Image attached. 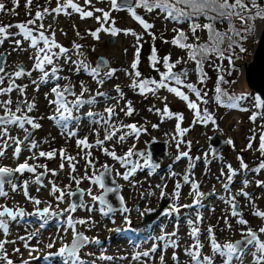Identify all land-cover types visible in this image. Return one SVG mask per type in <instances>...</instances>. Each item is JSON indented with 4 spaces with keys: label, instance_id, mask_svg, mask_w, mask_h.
<instances>
[{
    "label": "rangeland",
    "instance_id": "374dc122",
    "mask_svg": "<svg viewBox=\"0 0 264 264\" xmlns=\"http://www.w3.org/2000/svg\"><path fill=\"white\" fill-rule=\"evenodd\" d=\"M0 2L5 5V9L0 11V26L5 27L7 33L0 43V53L5 54L2 64L5 73H14L18 66L24 67L26 72H31L30 76L12 77L15 85L27 87L20 92L14 86L12 93L0 94V101L10 97V107L13 111L18 100L34 102L35 108L27 114L41 125L39 128H32L26 124L27 133L18 125H8L7 135H4L0 128V151L4 152V155H0V167L15 169L19 164L27 162L35 168L34 172L27 169L23 173L13 172L9 179L18 187L13 191L7 180L4 184L7 196H0V206L24 212L22 217L18 216L14 221L8 220L7 235L0 229V241H5L4 250L13 264H24L25 261H28V264H63L59 255L48 254L57 253L63 244L70 242L73 235L67 224L68 215H71L74 221H87L85 224H75L77 232L89 238V242L79 251L83 264H161V256L164 257L163 264H192L191 257L185 250H191L197 243V237L191 235L194 227L199 229L198 239L203 245L200 249L201 259L205 255H213L209 227L213 229L220 244L242 238V232H246L248 227L257 232L259 238L264 241V233L259 232V229L264 227V218L254 215L257 211H264V169L256 171L262 163L257 158L260 136L264 133V108L255 107L254 98L259 95L246 87L242 68L245 59L240 46L234 45L230 48L224 40L220 45L224 58L217 57V60H208L205 63L203 71L208 72L205 73L201 95L206 93L204 99L207 101L211 98L209 113L215 123H201L195 115V110L188 107L187 101L166 88L141 94L138 87L131 85L134 80L137 83L144 79L159 81L160 73L167 70L163 63L166 56H170V63L175 64L173 72L186 73V76H183L185 84L197 85L200 75L194 69L193 60L189 59L188 49L181 48L172 41L182 30L188 37L185 43L205 42L206 29H197L195 35L191 31V24L195 22L203 26V19L176 22L166 18L159 9L149 12L143 7L135 6L137 15L153 25L152 28L145 29L127 9H113L110 0H91L90 3H85V0H73L83 10L93 12L91 17L85 18H81L71 7L66 10L68 14L53 12L52 9L57 7V0H32L30 8L27 6V0H18V6L13 0ZM63 2L64 0H61V3ZM44 8H47L48 12L44 13L42 19H37L36 12H43ZM103 12L109 13L107 20L103 19ZM29 20H35V23L29 25ZM231 21L239 24L244 22L237 17H233ZM21 23L31 28L33 35L37 37L40 31L50 37L54 32L56 42L68 50L65 54L55 56L53 65H46V70L50 73L47 80H42V73L34 70V57L38 49L31 47L30 40H25L20 29L16 27ZM40 24H43V29L39 28ZM101 25L103 29L110 30L113 26L120 29L114 35L112 43L106 40L108 36L113 35L111 31L102 29L98 33L99 39L91 35L101 28ZM214 28L225 30L226 26L216 22ZM228 32L229 29H226V36ZM16 40H20L21 44L16 45ZM149 44L156 46L148 51ZM75 45H80V48L77 49ZM43 46L40 41L38 47ZM137 49H141L138 57ZM153 49L157 56L155 67L151 60ZM52 51L58 53L59 49ZM98 55L107 60V68L115 69L111 77L101 74L104 81L102 84L97 83L82 67L79 72L76 70L80 61L94 67ZM137 59V68L133 69L131 65ZM249 60L247 59V62ZM53 66L60 69L59 80L51 78ZM136 71L140 72V77L135 76ZM221 75L224 82L220 83V87L224 94L234 97L246 96V99L238 101L237 107L219 108L214 102L217 81ZM33 81L37 83L34 84ZM81 81L86 89L82 99L87 103L73 109L74 118L60 120L56 111L57 105L49 103L56 99L51 89L57 83L61 88L70 84L76 96H79L82 91ZM169 83L176 86L175 81ZM7 84L8 76L5 75L4 83L0 84V87H7ZM149 87L154 88L155 85ZM179 87L190 100L198 104L199 109L204 108V102L196 97L195 93L190 92L184 85ZM76 96L66 95L69 107H72L71 102ZM129 102L133 109L131 115L127 114ZM165 106L173 114L171 117L164 113ZM109 107L114 110L111 116L105 111ZM23 111L27 112V108ZM89 112L94 115L89 116ZM3 113L4 108L0 104V115ZM254 113L256 119L252 120ZM178 114L183 115V120L178 119ZM52 116H57V119H50ZM76 117L79 119H75ZM177 123L181 129H187L183 135L177 131ZM132 124L140 129L138 135L127 127ZM214 131L225 140V145L215 156L210 153V146L207 144L208 137ZM106 134L112 135V138L105 140ZM121 136L124 137L123 140L120 139ZM10 137L21 141L18 156L14 154L17 147L15 140ZM85 137L91 145L89 148L78 144V141ZM151 139L166 140V153L169 154L155 168L145 166L144 163L148 158L146 145ZM97 140L103 143L97 144ZM229 140L232 141L231 144L228 143ZM33 142L35 147L31 146ZM5 144L7 147H4ZM130 148L133 155L127 157L126 153ZM105 149L114 151L119 157H126L129 162L121 163L108 155ZM41 152H51L53 156H40ZM242 162L247 165L246 168L241 166ZM136 164L139 167L125 180L123 174L129 172ZM105 165L109 167L112 179L119 186L124 208L129 209L127 212L119 209L104 215L100 211V203L92 200V196H97L101 188L89 177L94 173L98 175V171ZM40 175L42 177L38 183L37 177ZM185 176L188 177L187 182ZM25 181H28V196L24 195ZM76 181H79V184ZM193 183L199 186L198 191L203 193L202 196L196 195L192 188ZM53 184L65 192L76 188L84 190V207L78 206L74 212H65L70 205L69 198L67 196L58 200L59 193L52 192ZM177 184L180 185L179 188ZM89 189L92 195H88ZM244 192L248 195H243ZM167 198L168 204L165 205L164 214L143 226L138 225L145 211L157 208L160 201ZM34 200L41 203L37 205ZM233 203L242 218L248 221L247 225L239 224L237 221L241 217L232 215ZM45 207L50 208V213L45 218L33 214L37 208L42 210ZM176 208L179 209L178 212L173 210ZM33 233L35 235H32V239H28ZM20 237H24V241H21ZM25 243L28 247H25ZM49 243L53 244L52 248L47 247ZM154 244L156 250L153 252L151 249ZM17 248L19 252L15 251ZM33 249L36 250L32 251ZM253 251L255 249L249 246L242 264H253ZM144 252L149 255L144 256ZM213 258L216 264H220L218 255ZM0 264H7V261L0 260ZM233 264L241 262L234 260Z\"/></svg>",
    "mask_w": 264,
    "mask_h": 264
},
{
    "label": "snow or ice",
    "instance_id": "6c2138e0",
    "mask_svg": "<svg viewBox=\"0 0 264 264\" xmlns=\"http://www.w3.org/2000/svg\"><path fill=\"white\" fill-rule=\"evenodd\" d=\"M91 0H85V3H90ZM111 2V7L113 9L119 10L122 5L118 3V0H110ZM13 3L18 6V0H13ZM32 3V0H27V6L30 8ZM123 5L127 7V11L132 15L134 19H136L145 29L152 28L153 25L147 23L144 19H142L139 15H137V12L135 8L132 6L131 0H123ZM135 5L136 7H143L147 11L151 12L154 9H159L161 12L166 13V18H170L174 21L177 22H184V21H194L195 19H198L201 15L204 16L209 23L203 24L201 26L199 23L193 22L191 24V31L193 35H195L197 29H200L203 27V29H206L208 31V40L209 43L207 44H189V43H183L182 41H186L188 37L186 34L181 30L178 33V36L173 39L172 43L178 45L181 48L188 49V56L189 59L194 60L196 62L197 66V71L200 73V81L203 82L205 79V74L203 73L202 70V63L203 60L207 58V56L210 53H215L220 59L224 58V54L221 51L220 44L223 41V34L220 32H217L214 28V22L217 20L223 21L227 19L229 23L231 24V20L233 17L239 18L241 21H247V20H252L255 21L257 18L264 19V7H261V5L257 2V0H251V8H249L248 4L245 3V0H135ZM71 7L75 12H78L81 16V18L85 17H91L93 15L92 11H85L83 10L78 4L74 3L73 0H64L63 3H61V0H57V7L52 9L53 12L55 13H61L65 12L67 13V9ZM5 9L4 3L0 2V11H3ZM251 9H255V13L252 14ZM97 11H102L100 9H97ZM48 9L44 8L43 12L37 11L36 12V18L37 19H42L44 13H47ZM209 13H214L215 15H209ZM247 13V15L245 14ZM109 18V13L108 12H103V19L107 20ZM96 19H101L100 17H96ZM29 25L34 24L35 20H29L27 22ZM113 21V25H114ZM20 29V33L23 34V37L25 40H30V46L33 48H37V52L35 54V64H34V70H39L42 73L41 79L42 80H47L50 77L49 71L46 70V65H53L54 64V57L59 56L61 54L67 53V49L64 48L62 45L58 44L55 40V33L53 32L51 37L45 35L44 31L39 32V36L33 35V30L29 27H27L25 24L21 23L16 25ZM43 24L39 25L40 29H43ZM51 27V26H49ZM103 29V25H101V28H98L96 31L92 32L91 35L93 37H96L99 39L98 33ZM105 31H111L113 35L117 34L120 29L116 27H112L110 30L109 29H103ZM254 30V25L249 26L246 31H253ZM130 31V30H125ZM232 31L237 35L240 36L241 40L247 39V36L242 35L240 32L236 31L235 28H232ZM0 43L3 42L4 36L7 35L6 29L3 26H0ZM198 39V38H197ZM231 40V38H230ZM43 42V47H38L39 42ZM236 41H231L229 44V47L231 48L233 44H236ZM16 45H20L21 41L16 40L15 41ZM240 46V51L243 52L245 49L243 48L242 45ZM75 47L78 49L80 48V45H75ZM53 49H59V52H53ZM139 55V49H137V57ZM170 56H166L163 58V63L165 68L167 69L165 72L160 73L161 79L159 81L156 80H140L139 83H137L135 80L133 81V84L131 85L132 87L139 88V91L141 94L145 92H155L156 89L158 88H166L168 91L174 93L176 96L180 97L184 101H187L188 107L190 109L195 110V115L199 119L201 123H207L211 121L212 123H215V120L213 116L208 112V110L205 108L203 110V115H201V111L199 109V106L196 102L192 101L189 99V96L185 94L184 91L181 90L179 87L180 85H184L190 92L195 93L196 97L200 98L204 103H207L208 101L204 99V96L207 94L205 93L204 96L201 95V91L196 87L195 84L188 83L185 84L184 80L182 79L183 76H186V73H175L172 71V69L175 67V64L170 63ZM230 63H231V57L228 58ZM151 60L153 61V67L156 65L157 61V56H156V51L153 49V54L151 57ZM180 61H176V63H179ZM75 63V62H73ZM80 66L77 67V71L79 72L81 67L85 72H88L89 75L93 77V79L97 80V83L102 84L104 81L101 78V74L103 73V76L105 77H111L113 73L115 72V69L107 68V62L102 61L100 63H97L95 67L90 66L89 64L85 63L84 61H80ZM138 64V59L133 62L131 67L133 69L137 68ZM107 68L105 71L104 69ZM60 69L57 67L53 66L51 68V78H54L56 80H59L60 77L58 76V72ZM5 75L8 76V84L7 87H0V94H10L13 91L14 86L20 91L23 92L24 88L27 86L20 87L18 85H15V80L12 79V77L19 78L24 75H31V72H26V69L22 66H18V70H16L14 73L7 74L5 73V68L3 66H0V84L4 83L5 80ZM140 72L136 71L135 76L140 77ZM65 79H67L65 77ZM169 81H175L176 86H171ZM224 82V78L221 75L218 78L217 81V87H216V100L219 101L221 104L225 103V100L222 98L224 96V93L222 92V89L220 87V83ZM33 83H37L36 81H33ZM149 85H155V87H149ZM81 93L79 96H76L75 92L73 91V86L68 84L64 85L63 88L59 85V83L56 84L55 87L51 89V92L55 94L56 99L49 101L50 104H56L57 105V114L60 120L62 121H67L70 118H74L72 116L73 109H78L81 105L84 103H87V101L83 100V93L86 91L83 85V81H81ZM66 95H73L76 96L75 100L71 102L72 107H69V103L66 99ZM98 95H102V93H98ZM122 95V94H121ZM94 99V98H93ZM246 99V96L241 95L239 97H234V96H228L227 97V106L228 107H237L238 106V101ZM255 107L256 108H264V99H261L260 96H256L255 98ZM0 104L3 105L4 108V113L3 115H0V128L3 130V134L7 135L8 132V125H18L21 129H24L25 132L27 133V129L25 128V125H31L32 128H39L41 125L36 122L35 118L28 115L27 113L32 112V110L35 108V104L33 103H28L26 100L20 101L18 100L16 102V108L15 111H13L10 107L12 104V100L9 97V99L0 101ZM27 108V112H24L23 109ZM105 111L111 116L113 113V108L109 107L106 108ZM159 111V110H158ZM164 113L171 117L173 114L169 111L167 106L163 109ZM133 112V109L131 107V102L128 103V108H127V114L131 115ZM17 113H20V115H17ZM89 116H93L94 113L89 112ZM50 119H57V116H52L49 117ZM75 119H79L76 117ZM178 119L183 120V115L178 114ZM252 120L256 119V114L254 113L253 116L251 117ZM106 123V121H105ZM128 128L132 129L133 132L139 134L140 129L136 127V125H127ZM155 127V125H154ZM177 131L183 135L184 132L187 131V129H181L180 124L177 123L176 125ZM70 135H75V133H70ZM114 135V133H113ZM112 138V135L106 134L104 139L105 140H110ZM10 139L15 140V143L17 145L15 149V155H19L20 153V147L19 145L21 144V141L14 138L10 137ZM25 139H28V136H25ZM121 140L124 139L123 136L120 137ZM97 144H102L103 141L97 140ZM229 144L232 143L231 140L228 141ZM79 145H84L85 148L91 147L87 143V138L85 137L82 140L78 141ZM32 147H35V142L32 143ZM4 147H7V144L4 145ZM248 147H251V143H249ZM63 152V150H61ZM260 151L264 153V134L260 136ZM105 152L108 155H111L114 159L120 160L121 163H128L126 157H119L116 155L114 151L109 152L107 149H105ZM0 155H4L3 151H0ZM90 155V153H89ZM133 155V151L130 148L128 152L126 153L127 157H130ZM140 155H144L143 153H140ZM181 155L186 156L187 153H181ZM40 156H48L52 157L53 153L48 152H41ZM71 159V158H69ZM179 159V157H177ZM91 163V162H89ZM145 166L155 168L157 167L156 165H153L150 161V158H146L145 161ZM242 167L246 168L247 165L241 164ZM61 167H63V164H61ZM139 167L138 164L133 166L129 172H125L123 174V177L125 180L129 178V176L134 173ZM105 172L100 173L99 175H96L95 173L93 174L92 177H89L90 180L94 184H98L101 189L104 190L103 194L100 196H92L93 201H99L101 207L100 211L104 215H108V213L113 211V208L111 207L110 204H108V201L106 200V196L108 193L111 192H116L118 189L113 188V187H107L105 184L104 176L105 173L108 172L107 165L104 166ZM28 170L30 172H34L35 168L31 167L27 162L21 163L18 165L17 168L15 169H10L8 167H0V196H7V193L4 191V184L6 182V177H10L13 172H20L23 173L24 170ZM229 169L231 170V166L229 165ZM260 169H264V163H261L259 168L256 169V171H259ZM119 175V173H118ZM185 181L187 182L188 177L185 176ZM231 179V177H229ZM9 184H11L12 190L15 191L16 188L18 187L17 184L12 183L11 180L9 179L7 181ZM37 182L39 183V177H37ZM77 184H79V181H76ZM245 183H247L245 181ZM260 183V182H258ZM27 184L28 181L24 182V195L28 196V191H27ZM70 187V186H69ZM180 185L177 184V188H179ZM198 185L196 183L192 184V188L194 191H196V195L202 196L203 193H200L198 191ZM228 185H225V188L227 189ZM80 192L81 198L83 197L84 190L78 189ZM52 192L53 193H59L57 199L58 200H63L67 196H75L76 193L72 191L65 192L55 186L53 184L52 187ZM88 195H92L91 189L88 190ZM163 195V193H162ZM178 195V193H177ZM243 195L247 196L248 194L246 192L243 193ZM30 199H32L30 197ZM121 200V203H123V197H119ZM233 201H235V197L233 196ZM198 202V201H197ZM35 204H40L41 201L39 200H34ZM105 205H107V211H105ZM80 207H84L83 204L80 205ZM185 207H188V205H185ZM77 209V204L76 203H71L69 205L68 209H65V212H74ZM91 211V209H88ZM174 211H179L178 208L173 209ZM123 211L127 212L129 209L126 207L123 208ZM50 213V208L45 207L42 210L37 208L36 212L33 214L40 215L41 218H45L47 214ZM53 215L55 213H52ZM24 215V212L22 210H13L8 208L7 206H0V229H3L5 235H7L8 230H9V223L8 220H16L17 217H22ZM232 215L239 216L241 217L237 222L241 225H247L248 221L242 218V214L237 211V206L235 203L232 204ZM254 215L259 216L261 218H264V211H257L254 213ZM85 224L87 223L86 220H77L74 221L71 215H68L67 217V224L68 227L72 230V241L71 244H63L57 253H49L48 256H54V255H59L62 260L63 264H83L82 261H80L79 258V251L80 249L89 242V238L82 233L77 232L75 228V224ZM191 224L192 222L189 221ZM229 228H231V225H229ZM68 229H65L67 231ZM260 233H264V227H261L259 229ZM198 233L199 229L198 228H193L191 235L193 237H197V243L192 247L191 250L186 249L187 255L191 257V262L192 264H216V261L214 260V256H219L220 258V264H233L234 260H238L241 262L243 261V257L245 253L247 252V249L249 246H252L255 251L251 253L253 257V264H264V241H262L259 238V235L257 232L253 231L251 227H248L246 232H242V239L237 240L235 242H225L224 244H220L217 241L216 235L213 232V229L209 227L208 233H209V240H210V245H211V250H212V256L205 255L203 256V259H201V252L200 249L203 247L202 244H200L199 239H198ZM32 235H35V233L31 234L28 236V239H32ZM164 237H159V239H163ZM21 241H24V237L19 238ZM97 243L99 242L98 240L96 241ZM174 243V242H173ZM4 244L5 241H0V260H6L7 264H13V261L8 258L7 252L4 250ZM25 247H28L27 243H25ZM48 248H52L53 244L49 243L47 245ZM36 249H33L32 251H35ZM153 252L156 250V245L154 244L151 249ZM16 252H19L20 250L17 248L15 249ZM31 255V252L29 253ZM144 256H148V252L143 253ZM35 259V257H32ZM48 257H45L47 259ZM175 255L173 256V259H175ZM161 264H163L164 257H160ZM24 264H28V261H25Z\"/></svg>",
    "mask_w": 264,
    "mask_h": 264
},
{
    "label": "water",
    "instance_id": "95a60500",
    "mask_svg": "<svg viewBox=\"0 0 264 264\" xmlns=\"http://www.w3.org/2000/svg\"><path fill=\"white\" fill-rule=\"evenodd\" d=\"M131 2L133 6L135 4V0H131ZM118 3L121 4L122 7H126L123 5V0H118ZM106 40L112 43L114 40V35L108 36ZM4 57H5L4 52H1L0 66H2L3 64ZM102 61L107 62L104 56L98 55L95 59L94 67L97 65V63H100ZM243 74H244V81L246 87L252 89L253 91L259 94L261 99H264V20L258 38L256 40L251 59L248 62L245 61L243 62ZM165 143L166 140H159V139H151L149 142H147L145 150L147 152V157L150 158V161L153 165H157L160 161L164 159L165 156L166 157L169 156V154L166 153ZM207 144L210 146V153L213 156H215L218 155L222 147L225 145V140L221 139L218 136L217 131H214V133L208 137ZM107 168H108V172L105 173L104 176L105 184L107 187L117 188L118 190L116 192L108 193L106 196V200L108 201V204H110L111 207L113 208V211L123 209L124 203H121V200L119 199V197H121L119 193V186L116 184V181L112 179L110 175L109 167ZM102 172H105V168L100 170L98 172V175ZM41 177L42 175L39 176V180L41 179ZM9 178L10 177H6V181L9 180ZM78 189L80 188H76L75 190L72 191L76 193L75 196H69L70 204L76 203L77 207L83 204V200L81 198ZM103 192L104 190L102 189L101 192L97 194V196H100L101 194H103ZM167 204H168V198L166 200H161L157 208L145 211L142 214L141 220L138 223V225L143 226L144 224L160 217L162 214L166 212L165 205ZM105 206L107 208V205ZM72 238L68 243V245L71 244ZM241 239L242 238L237 240H241ZM237 240H234L233 242Z\"/></svg>",
    "mask_w": 264,
    "mask_h": 264
},
{
    "label": "trees",
    "instance_id": "16d2710c",
    "mask_svg": "<svg viewBox=\"0 0 264 264\" xmlns=\"http://www.w3.org/2000/svg\"><path fill=\"white\" fill-rule=\"evenodd\" d=\"M257 2L261 5V7H264V0H257ZM245 3H247L248 4V6H249V8H251V0H245ZM121 9V8H120ZM119 9V10H120ZM251 10H253L252 11V14H254L255 13V9H251ZM165 14V16H166V13H164ZM246 15H247V13H245ZM209 15H215L214 13H209ZM199 18H201V19H203L204 21H205V23H209V21L204 17V16H200ZM169 20H172V19H170V18H168ZM174 21V20H173ZM177 22V21H176ZM188 22H190V21H188ZM223 23L225 26H226V29H229V32H228V34H227V36H226V29L224 30V29H220V30H217V29H215L217 32H220V33H222L223 34V41L224 40H226V42L228 43V45L230 44V42L231 41H236L237 43L236 44H233V46L234 45H236L237 47L239 46V43H240V41H241V39H240V36H237L233 31H232V28H235V30L236 31H238V32H240L242 35H244V36H246V35H249V34H251L252 33V31H246V29H248L249 28V26H253V21L252 20H247V21H244L243 23H241V24H239V23H235V22H232L231 21V24L229 23V21L227 20V19H225V20H223V21H220V20H217V21H215L214 23ZM204 23V24H205ZM206 32H207V39H206V41L205 42H203V43H195L194 45H196V44H207V43H209V40H208V31L206 30ZM177 37V36H176ZM230 38H231V40H230ZM222 41V42H223ZM183 43H185V41H182ZM221 45V44H220ZM155 46L156 45H152V44H149L148 45V51L151 49V48H155ZM150 48V49H149ZM139 51H141V49H139ZM217 55L215 54V53H210L208 56H207V58L206 59H204L203 60V63H202V70H203V68H204V65H205V63L208 61V60H217ZM193 62H194V69H196L197 70V66H196V62L193 60ZM206 72H208L207 70H204L203 71V73L205 74ZM175 73H177V74H179V73H182V72H180V71H175ZM148 74H152L151 72H148ZM198 75H200V73L198 72ZM212 76H214V74H212ZM184 77H182V79H183ZM184 80V79H183ZM205 80V79H204ZM196 87L200 90V91H202L201 89L203 88V82H201L200 81V79H199V81H198V83H197V85H196ZM203 92V91H202ZM201 92V93H202ZM224 93V92H223ZM217 95V94H216ZM228 96H230V95H226V94H224V96L222 97L224 100H225V103L224 104H221L219 101H217L216 99H215V101L214 102H216V105L219 107V108H225L226 106H227V103H228V101H227V97ZM211 97V96H210ZM211 99V98H210ZM210 99L208 100V102L207 103H204V108H202V109H200V111H201V115H203L204 113H203V110L206 108L207 110H208V112H209V110H210ZM264 134V133H263ZM259 147V155H258V160H259V162H264V153H262L261 151H260V145L258 146Z\"/></svg>",
    "mask_w": 264,
    "mask_h": 264
},
{
    "label": "built area",
    "instance_id": "2783aa9c",
    "mask_svg": "<svg viewBox=\"0 0 264 264\" xmlns=\"http://www.w3.org/2000/svg\"><path fill=\"white\" fill-rule=\"evenodd\" d=\"M256 43V38L253 35H247V39H244L240 42V45L243 46V48L245 49V51H243V57H244V61L247 62V59L249 60L252 56L253 53V48L254 45Z\"/></svg>",
    "mask_w": 264,
    "mask_h": 264
},
{
    "label": "bare ground",
    "instance_id": "6f19581e",
    "mask_svg": "<svg viewBox=\"0 0 264 264\" xmlns=\"http://www.w3.org/2000/svg\"><path fill=\"white\" fill-rule=\"evenodd\" d=\"M262 24H263V20L262 19H256L255 20V23H254V28H255L254 36H255L256 40L258 38V35H259V32H260Z\"/></svg>",
    "mask_w": 264,
    "mask_h": 264
},
{
    "label": "flooded vegetation",
    "instance_id": "af4514ba",
    "mask_svg": "<svg viewBox=\"0 0 264 264\" xmlns=\"http://www.w3.org/2000/svg\"><path fill=\"white\" fill-rule=\"evenodd\" d=\"M136 5L134 4V6L133 7H135ZM17 115H20V113H17Z\"/></svg>",
    "mask_w": 264,
    "mask_h": 264
}]
</instances>
